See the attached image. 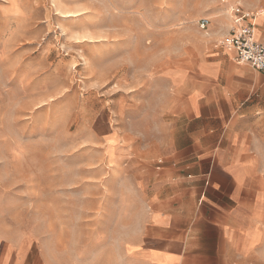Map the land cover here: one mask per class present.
Instances as JSON below:
<instances>
[{
  "label": "rangeland",
  "instance_id": "rangeland-1",
  "mask_svg": "<svg viewBox=\"0 0 264 264\" xmlns=\"http://www.w3.org/2000/svg\"><path fill=\"white\" fill-rule=\"evenodd\" d=\"M237 2L264 8L0 0V241L38 240L55 264H110L129 216L140 220L127 213L144 189L132 170L159 164L176 80L221 47Z\"/></svg>",
  "mask_w": 264,
  "mask_h": 264
},
{
  "label": "crops",
  "instance_id": "crops-1",
  "mask_svg": "<svg viewBox=\"0 0 264 264\" xmlns=\"http://www.w3.org/2000/svg\"><path fill=\"white\" fill-rule=\"evenodd\" d=\"M253 10L263 40L264 8ZM221 47L176 80L161 162L133 168L144 189L127 213L140 220L129 216L110 264H264V71ZM1 249L0 264H55L35 239Z\"/></svg>",
  "mask_w": 264,
  "mask_h": 264
},
{
  "label": "built area",
  "instance_id": "built-area-1",
  "mask_svg": "<svg viewBox=\"0 0 264 264\" xmlns=\"http://www.w3.org/2000/svg\"><path fill=\"white\" fill-rule=\"evenodd\" d=\"M258 10H252L236 4L230 10V25L219 45L234 51L237 63L249 64L259 71H264V39L256 38V18ZM209 19L198 20L200 29H206ZM161 159H159V163Z\"/></svg>",
  "mask_w": 264,
  "mask_h": 264
},
{
  "label": "bare ground",
  "instance_id": "bare-ground-1",
  "mask_svg": "<svg viewBox=\"0 0 264 264\" xmlns=\"http://www.w3.org/2000/svg\"><path fill=\"white\" fill-rule=\"evenodd\" d=\"M237 4H239L238 2H237ZM232 8V7H231ZM231 8H230V10H231ZM258 12H262L261 10H258ZM229 13H230V11H229ZM258 14H262V13H258ZM95 22H93V24H94ZM255 33H257V32H255Z\"/></svg>",
  "mask_w": 264,
  "mask_h": 264
}]
</instances>
